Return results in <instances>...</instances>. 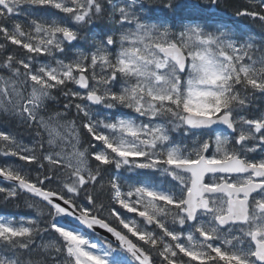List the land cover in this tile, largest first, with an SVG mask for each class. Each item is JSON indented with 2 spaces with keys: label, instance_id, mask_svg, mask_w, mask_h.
I'll use <instances>...</instances> for the list:
<instances>
[{
  "label": "snow or ice",
  "instance_id": "1",
  "mask_svg": "<svg viewBox=\"0 0 264 264\" xmlns=\"http://www.w3.org/2000/svg\"><path fill=\"white\" fill-rule=\"evenodd\" d=\"M0 156V264H264V0H0Z\"/></svg>",
  "mask_w": 264,
  "mask_h": 264
},
{
  "label": "trees",
  "instance_id": "2",
  "mask_svg": "<svg viewBox=\"0 0 264 264\" xmlns=\"http://www.w3.org/2000/svg\"><path fill=\"white\" fill-rule=\"evenodd\" d=\"M23 162L18 161L15 157H2L0 156V165L4 164H21ZM22 204V201L20 202ZM0 211L2 212H12V213H17V214H22L25 215L27 214L30 210L24 208L21 206L20 208L13 207L12 205H9L7 207L0 206ZM34 215V214H33Z\"/></svg>",
  "mask_w": 264,
  "mask_h": 264
},
{
  "label": "water",
  "instance_id": "3",
  "mask_svg": "<svg viewBox=\"0 0 264 264\" xmlns=\"http://www.w3.org/2000/svg\"><path fill=\"white\" fill-rule=\"evenodd\" d=\"M0 181H2V182H5V181H3V179L2 178H0ZM6 183V182H5ZM97 232L99 233V234H101V235H104L105 233H103V231L102 230H99V229H97Z\"/></svg>",
  "mask_w": 264,
  "mask_h": 264
},
{
  "label": "rangeland",
  "instance_id": "4",
  "mask_svg": "<svg viewBox=\"0 0 264 264\" xmlns=\"http://www.w3.org/2000/svg\"><path fill=\"white\" fill-rule=\"evenodd\" d=\"M12 165H16V164H12ZM6 185V184H5ZM6 215H14V214H9V213H5ZM16 216V215H15ZM19 216H21V215H18V216H16V218H19Z\"/></svg>",
  "mask_w": 264,
  "mask_h": 264
}]
</instances>
